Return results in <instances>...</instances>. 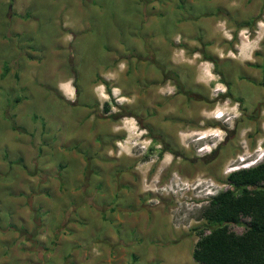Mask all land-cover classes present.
<instances>
[{
	"label": "rangeland",
	"instance_id": "rangeland-1",
	"mask_svg": "<svg viewBox=\"0 0 264 264\" xmlns=\"http://www.w3.org/2000/svg\"><path fill=\"white\" fill-rule=\"evenodd\" d=\"M167 1L0 0L3 262L17 264L21 255L17 245L23 242L22 237L33 239L41 232L47 240L42 244L31 241L26 252L42 264V255L35 250L49 243V236L51 239L56 232L54 221L57 226L58 218L62 219L60 228L66 229L71 208L87 207L93 215L87 224L100 225L96 231H89L82 244L89 257L100 255L98 239L115 244L127 238L133 241L127 245L131 248H141L143 242L152 245V241L167 247L180 244L179 264H198L191 258L196 239L191 228L200 222L199 211L206 198L227 187L221 179L239 163L264 160V105L256 104V87L246 81H240L237 87L233 80L231 90L242 102L220 97L225 85L198 52L203 49L178 36L181 18L193 23L197 15L212 10L215 3ZM230 1L236 6L242 0ZM228 6L233 11L234 6ZM220 23L217 25L226 36ZM262 34L264 19L257 24L253 41L240 38L243 57L257 46ZM192 50L194 57L189 53ZM168 58L180 77L184 76L182 68L193 71L196 93L185 90L188 93L181 91L167 97V92H172L169 79L156 90L155 85L159 87L167 77L159 72L162 66L170 69L165 63ZM64 76L68 81L57 87L62 86L67 95L54 86ZM184 86L189 87L188 83ZM214 145V152L209 153ZM165 147L174 154L162 151ZM110 163L117 167L115 174L120 171L118 167H131L136 180L132 189L122 190L125 173L121 182L117 179L120 183L113 184ZM136 194L142 198L141 203H133L138 210H162L160 221L165 222V232L159 236L160 241L156 227L145 235L136 234L127 225H109L110 221L105 220L111 206L108 218L118 217L119 212L122 216L130 213L118 207L127 208L125 201ZM28 201L40 204L45 211L38 208L31 215L33 207ZM48 207L53 210L43 218L40 215L46 216ZM99 215L104 217L101 223L97 221ZM37 223L40 230L32 232ZM230 228L241 230L238 225ZM16 235L20 238L14 243ZM63 237L66 250L68 239ZM133 254L136 260H142L139 254ZM61 257L46 255L43 264H70L69 256ZM108 257L116 264H125L129 258L121 252ZM126 264L133 263L129 259Z\"/></svg>",
	"mask_w": 264,
	"mask_h": 264
},
{
	"label": "crops",
	"instance_id": "crops-1",
	"mask_svg": "<svg viewBox=\"0 0 264 264\" xmlns=\"http://www.w3.org/2000/svg\"><path fill=\"white\" fill-rule=\"evenodd\" d=\"M170 0H168L166 3L168 4ZM186 2H192V1H196V0H185ZM244 1H248V0H242L238 5L235 6V4L233 2H231L230 0H212L213 3H215V5L213 6V9L208 11L206 10L205 12L200 13L199 15L196 16L197 20H195L193 23L189 22V21H182L183 19L181 18L178 22L180 23V28H179V33L178 36H181V39H183V41L190 40L193 41L194 45L193 47H199L202 48L205 53L208 55H213L214 57L216 56L217 58H219V64L218 67L221 68L222 70H224V72L227 71V62H226V51H227V46L226 43L228 40V33L229 30L233 28L234 23H232L229 18L235 19L241 18V16L243 15H247L248 12H252V10H254V6L252 3L250 4H245L246 6H244ZM232 7L234 6L233 11L228 10L227 8H229V6ZM215 10V11H214ZM217 12L219 13V16L216 17ZM226 12V13H225ZM221 21V23H220ZM222 24L224 26V30L225 32H227V35L225 36L223 34V31L218 27L217 24ZM195 24V25H194ZM172 38V37H171ZM170 38V39H171ZM165 39V38H163ZM161 39V40H163ZM172 40V39H171ZM250 41V40H249ZM242 45V44H241ZM242 49V48H240ZM264 50V47H263ZM223 52V56L221 54L222 57H220V52ZM248 59H246L247 61H252V56L250 54V52L247 55ZM246 57V58H247ZM246 60H238L237 63L239 65V68L241 70L244 69V65L242 64V62L246 61ZM256 62L257 61H261L260 59L255 58ZM205 61H207L210 64V68L212 67V62L209 61L208 59H205ZM119 78V77H117ZM68 81V79L64 77H61V80H59L54 86L59 89L62 93V95H67L65 94L62 90V86H60L59 88L57 87L58 83L61 82H65ZM54 87V89H56ZM66 86H64L65 88ZM116 87H119V85H117ZM120 88V87H119ZM66 99H68L67 101H70V98L66 97ZM72 102V101H70ZM69 113V111L67 112ZM88 113V112H87ZM111 165L110 170H109V174H111V178L112 180H114V183L119 182L117 179L122 178L121 175H123L125 173L124 177V182H122L121 184L125 187L124 189H122L123 191H127L128 188H131V185L136 183L135 180V174L132 171L131 167L128 170H125L124 168L118 167L120 168V171H118L116 174L114 173V171L116 170L117 167H114L112 165V163H110ZM96 163L94 162V167L95 169L97 168ZM127 169V168H126ZM125 170V171H124ZM128 172V173H127ZM121 182V179H120ZM119 182V183H120ZM147 183V181H145V184ZM120 184V187L122 186ZM135 188V187H134ZM137 188V186H136ZM132 189V188H131ZM145 190L147 191H151L150 189H147L145 187ZM88 195V194H87ZM136 197H134L133 199H131L129 202L125 201L124 206H127V208L129 207V209L124 208V207H118L119 211H126V212H130L128 214H124L122 216V214H118V217L116 216H109L112 213V206L109 207V211L111 212L110 214H106V219H108L109 225L110 224H123L124 226H128L129 228L133 229L134 232L136 234H146L148 230H150L151 227H156L157 232L159 231V233L157 234L156 238L158 239V241H160V237L161 233H164V228H162V224L164 222L160 221V218L163 217V213L161 209L155 208V209H148L145 208L143 210H138L137 207L134 206L133 203L137 202V203H141L142 198L139 197L138 194L135 195ZM142 196V195H141ZM75 197H80V195L75 196ZM143 197V196H142ZM27 201V200H26ZM30 201H28V205L31 206V208L33 207V210L31 212V215H33V213L35 211L38 210V208L40 209V212L45 211L44 209H42V207L40 206V204H32L29 203ZM34 202V201H32ZM115 204V203H113ZM123 204V203H121ZM133 205V206H132ZM69 208V207H68ZM55 209V208H54ZM102 210H104V208H101ZM53 210L52 207H48V211H47V215L44 216V213L40 216L44 217H49V211ZM71 214H70V218L67 219V227L66 229H62L60 228L61 226H63L62 224V219L58 218V225L56 226V222L54 221L55 224V231L54 234H52L51 239L50 236L48 238V244H43L44 248L46 250H44L41 253V263L43 264L44 260L46 259V255L47 256H57V257H61L63 254L65 256H69L67 259H70V264H99L100 261L103 264H113L116 262H114V259H110L108 256L109 255H115L118 253H124V254H128V260L130 259V261L133 264H139L141 263V261L144 263H151L154 262V264H179L180 262V254L182 251H180L181 249H179V245H174V246H164L161 245L158 242L152 241L154 242V244H150V245H146V243H142L145 244L143 247H128V244H131L133 241L132 240H128L127 238L121 239L120 243L118 244L117 241L115 242V244L112 241H105V242H101L99 241V239L97 240V247L101 250V253L99 256H97V254H91L92 257H89V251L86 252V249L83 247L82 244H84V241L87 240L86 238L88 237V233L89 231L93 232L96 231L97 229L100 228V225L97 224L95 226H89V224H87L88 222V218L89 216H93L90 213V211L88 210L87 207H82V208H71ZM58 211V209H57ZM115 212V211H114ZM76 214V216H74ZM98 215V214H97ZM72 216V217H71ZM166 217V216H165ZM38 218V217H37ZM81 219L78 220V219ZM103 215H99V217L97 218V221L99 223L102 222L103 219ZM39 219V218H38ZM55 219V217H54ZM40 220V219H39ZM38 220V221H39ZM60 220V221H59ZM37 221V222H38ZM51 222V220H49ZM165 223V222H164ZM39 223L36 224V228H33L34 230H40V227L38 226ZM72 225L69 227V225ZM87 225L86 227H84V225ZM66 225V224H65ZM54 228V225L52 226ZM60 228V229H59ZM160 228L162 230H160ZM53 230V229H51ZM78 231L80 232V234L77 235ZM156 232V233H157ZM41 233V232H40ZM39 233V236L36 235L35 238L32 239L31 238H26L27 240H25L24 237L23 238V242L22 243H18L17 245V249L21 252V255L18 254V259L17 260V264H37L38 262V258H36L35 255H33L32 253H28L26 252V248L30 250V245H31V241H33L34 244H42L44 243L47 238L44 239L43 236H41V234ZM76 233V234H75ZM82 233V234H81ZM31 234V233H30ZM160 234V235H159ZM63 236H66V239H68V244L66 248V250H63V242L62 239H64ZM20 237L16 235V237H13L14 239V243L16 242L17 239H19ZM44 239V240H43ZM104 239V238H103ZM137 240V239H136ZM153 240V238H152ZM139 241V240H138ZM27 245V246H26ZM164 246V247H163ZM181 247V246H180ZM166 248H170L172 249L170 252H165L164 249ZM58 252V253H57ZM129 252V253H128ZM142 252L143 255H142ZM27 255H29L28 257L31 258V260L27 259ZM45 253V254H44ZM62 253V254H61ZM139 254V257L142 258V260H136V256L133 254ZM8 254V253H7ZM43 254L45 256H43ZM88 254V256L86 257V255ZM42 257H44L42 259ZM114 257V256H113ZM27 259V260H26ZM66 259V261H67ZM125 259V264L128 261ZM167 260V262L165 261ZM138 262V263H137ZM40 263V262H39ZM0 264H7L6 262L2 261V258H0ZM10 264H12L10 262ZM16 264V263H15ZM62 264H66L65 262H62ZM69 264V263H68Z\"/></svg>",
	"mask_w": 264,
	"mask_h": 264
},
{
	"label": "trees",
	"instance_id": "trees-1",
	"mask_svg": "<svg viewBox=\"0 0 264 264\" xmlns=\"http://www.w3.org/2000/svg\"><path fill=\"white\" fill-rule=\"evenodd\" d=\"M203 59L212 62L209 54ZM233 99L242 100L239 96ZM162 149L174 154L170 148ZM221 182L227 187L206 198L199 211L200 222L191 228L196 234L191 258L198 264H264V160L230 170ZM231 225L241 226L240 232ZM44 250L38 246L35 251L41 254Z\"/></svg>",
	"mask_w": 264,
	"mask_h": 264
},
{
	"label": "flooded vegetation",
	"instance_id": "flooded-vegetation-1",
	"mask_svg": "<svg viewBox=\"0 0 264 264\" xmlns=\"http://www.w3.org/2000/svg\"><path fill=\"white\" fill-rule=\"evenodd\" d=\"M244 2L245 3L243 7H245L247 4H250V3L255 4V6H254V10H252V12H248L247 15H243L241 16V18L237 17L236 20L232 18L230 19V21L234 23V25H233V28L229 30L228 40L227 42H225L227 46V51H226L227 55L225 57L226 62H227V71L225 72L227 74L226 80L223 79L224 78L223 76H225L224 70L217 67L219 64L218 63L219 58H217L216 56L214 57L213 55H210V57L212 58L211 70L217 76V78L220 79V82L224 83L225 85L224 94L229 93L233 97H235L236 92H232L231 82L235 80L236 81L235 84L238 87V85L241 83L240 81H246L251 86L256 87V88H253L255 89L254 95L256 96L258 94V96L256 97V104L264 105V50H263L264 34H262L261 37L259 38L257 42V46L254 49L250 50V54L253 57L252 61H249V60L247 61L246 59H248V57L245 58L240 54L241 53V49H240L241 39L240 38L253 41L257 33V24L261 22L262 19H264V16H263L264 0H258L257 4L253 3V0H248ZM178 43H180L181 47H184L183 43L181 42H178ZM187 51H189V49H187ZM198 52H200L202 57H204V55H207L204 50L202 52L201 51H198ZM189 53H190V56L194 57V54H193L194 50H192ZM219 56L222 57L221 54ZM255 58L260 59L261 61L256 62ZM243 59L246 61L242 62V64L244 65V69L241 70L239 68L237 61L238 60L241 61ZM165 63L169 64L170 69L167 70L163 66L162 68H160L162 70L159 73L161 75L167 74L166 75L167 77H165V79L161 83H159L158 85L159 87L155 85L156 90H160L161 86L165 84L166 81L169 79L172 84V92H167L168 93L167 97L179 95L181 91L182 92L184 91L186 93H188L187 91H190L191 94L196 93L195 91L197 90L195 89L197 86L195 85H197L196 84L197 79H196V76H194V74L192 73L193 71H191L190 69H188V71L184 69L185 70L184 71L182 68L181 71L184 72V76L180 77V73H178L177 67L172 65L171 59L169 58L166 59ZM185 83H188V86H189L188 88L184 86ZM257 89H259L258 92H257ZM259 91H261V94ZM160 106H164V105L162 104ZM199 128H203V127H197V129Z\"/></svg>",
	"mask_w": 264,
	"mask_h": 264
},
{
	"label": "clouds",
	"instance_id": "clouds-1",
	"mask_svg": "<svg viewBox=\"0 0 264 264\" xmlns=\"http://www.w3.org/2000/svg\"><path fill=\"white\" fill-rule=\"evenodd\" d=\"M216 117V119H218V117H220V115L217 117V116H213V118H215ZM253 162L251 161H248V162H242V163H239V165L236 167V168H238V167H245V166H248V165H251ZM233 169H235V168H233Z\"/></svg>",
	"mask_w": 264,
	"mask_h": 264
}]
</instances>
